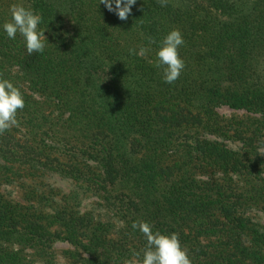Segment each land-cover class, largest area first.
<instances>
[{
	"label": "trees",
	"instance_id": "1",
	"mask_svg": "<svg viewBox=\"0 0 264 264\" xmlns=\"http://www.w3.org/2000/svg\"><path fill=\"white\" fill-rule=\"evenodd\" d=\"M15 2L50 44L29 55L0 31V78L25 101L0 135V264H142L134 221L177 233L192 264H264V0H137L126 21L99 0H0V24ZM172 29L185 67L169 85L147 37ZM86 195L118 231L80 211Z\"/></svg>",
	"mask_w": 264,
	"mask_h": 264
},
{
	"label": "clouds",
	"instance_id": "2",
	"mask_svg": "<svg viewBox=\"0 0 264 264\" xmlns=\"http://www.w3.org/2000/svg\"><path fill=\"white\" fill-rule=\"evenodd\" d=\"M158 2L162 7L167 4V0H158ZM99 4H103L106 10L119 20L126 21L132 14L137 0H99ZM8 11L9 19L0 24V31L8 39H15L17 35L22 37L29 55L34 52L43 53L50 43L44 34L46 30L40 28L43 18L39 12L25 7L20 2L10 4ZM147 40L149 45H157L154 67L161 72L164 83L173 84L179 79L185 67L178 51L184 44L181 31L172 29L158 42L152 37H147ZM129 51L130 54L143 56L149 49L141 47L139 52H135L134 49ZM24 107L25 101L20 89L9 80L0 78V135L19 126L17 113ZM131 227L133 230H138L146 240L142 264H192L177 233L153 232L151 224L146 221H134Z\"/></svg>",
	"mask_w": 264,
	"mask_h": 264
},
{
	"label": "rangeland",
	"instance_id": "3",
	"mask_svg": "<svg viewBox=\"0 0 264 264\" xmlns=\"http://www.w3.org/2000/svg\"><path fill=\"white\" fill-rule=\"evenodd\" d=\"M218 112L226 117H229L233 114H237L240 115L241 112H234L231 111L230 109L226 108V107H222L218 109ZM227 147L229 149L232 150H236L237 146L230 144V143H226ZM45 182L48 183L51 187L57 188L59 189L61 192L63 193H68L73 189V186L70 182L60 179L56 176H48L45 178ZM3 191H6L14 200H19V188L16 186H6V187H2ZM80 211L82 213H90L93 215V218L100 221V222H110L114 225V230L118 231L120 229V224L118 222H116L112 216L110 214H108L99 204V201L94 198V197H90V196H85L82 198V201L80 203ZM250 216L252 217V219L258 223L259 225L264 226V215H262L261 213L258 212H251ZM68 246L65 243H57L54 246V249L56 252H61L65 249H67ZM56 264H66L65 260L59 256L57 263Z\"/></svg>",
	"mask_w": 264,
	"mask_h": 264
}]
</instances>
